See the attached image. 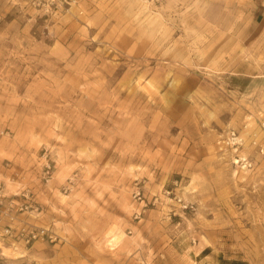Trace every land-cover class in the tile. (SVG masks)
I'll return each mask as SVG.
<instances>
[{
    "label": "rangeland",
    "instance_id": "1",
    "mask_svg": "<svg viewBox=\"0 0 264 264\" xmlns=\"http://www.w3.org/2000/svg\"><path fill=\"white\" fill-rule=\"evenodd\" d=\"M254 139L264 0H0V264H264Z\"/></svg>",
    "mask_w": 264,
    "mask_h": 264
},
{
    "label": "built area",
    "instance_id": "2",
    "mask_svg": "<svg viewBox=\"0 0 264 264\" xmlns=\"http://www.w3.org/2000/svg\"><path fill=\"white\" fill-rule=\"evenodd\" d=\"M69 1L74 2L75 0H67V2H69ZM224 141L226 142V144H232V145H235V146H239V145L242 144L243 139H242V137L237 135L235 133V131L232 130V131L229 132V135L227 136V138ZM252 143L256 144L260 154L264 155V141L257 143V140L254 139L252 141ZM233 161H234L235 164H240L242 167H249L252 164L251 161L246 156L239 155V154L235 155V158H234ZM138 194H139V192H137L135 194V196L138 195ZM48 236L50 238H52L51 235H48Z\"/></svg>",
    "mask_w": 264,
    "mask_h": 264
}]
</instances>
